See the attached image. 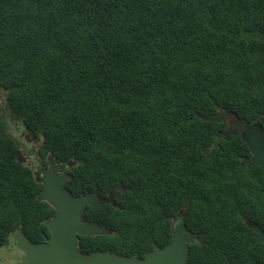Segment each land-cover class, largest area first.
<instances>
[{"label": "trees", "instance_id": "16d2710c", "mask_svg": "<svg viewBox=\"0 0 264 264\" xmlns=\"http://www.w3.org/2000/svg\"><path fill=\"white\" fill-rule=\"evenodd\" d=\"M14 121L74 164V196H111L83 211L109 234L80 236L82 255L142 259L183 211L203 241L188 263L264 264L241 219L264 211V173L239 132L264 129V0H0V249L54 215Z\"/></svg>", "mask_w": 264, "mask_h": 264}, {"label": "water", "instance_id": "95a60500", "mask_svg": "<svg viewBox=\"0 0 264 264\" xmlns=\"http://www.w3.org/2000/svg\"><path fill=\"white\" fill-rule=\"evenodd\" d=\"M249 155L242 158V164L257 166L264 173V129L258 122L247 123L241 132ZM18 158L20 154H17ZM16 161L21 164V160ZM48 167L34 172L35 181L43 186L37 193L39 201L46 202L54 210L53 217L44 221L49 235L41 242L32 243L20 231L10 236V246L16 254V264H189V245L199 240L198 235L188 231L184 225V213L178 212L171 223V239L164 247H154L142 259L137 255L116 256L106 251H96L84 256L78 249L80 236L109 234L94 223L86 222L83 211L87 206L94 207L108 203L111 196L99 197L98 193H81L74 196L64 183L68 179L65 170L72 167L67 163H56L48 156ZM63 174V175H60ZM255 232L254 243L264 245V233L258 226H251Z\"/></svg>", "mask_w": 264, "mask_h": 264}, {"label": "flooded vegetation", "instance_id": "af4514ba", "mask_svg": "<svg viewBox=\"0 0 264 264\" xmlns=\"http://www.w3.org/2000/svg\"><path fill=\"white\" fill-rule=\"evenodd\" d=\"M244 126L245 125L242 126L243 129H244ZM10 128H13L12 133H10V135L13 137V139L15 141V145L17 147L16 155L20 154L19 158H18V155H17V158L21 160V164H23L24 167L30 168V170L32 172H35L38 168H41L43 170L46 169L48 167V160L47 159H48L49 155L46 156L45 161H43L42 158L40 157V154H39V151H38L39 150L38 149L39 139L30 137L29 134H27L25 128L22 126L20 121H14L13 126L10 127ZM16 131L19 132L18 137L15 135ZM23 136H24V142H20V139L23 138ZM63 174H66V170L64 171ZM63 174H60V175H63ZM41 188L43 189L42 185H41ZM258 203H259V201H258ZM257 206H259V204H257ZM244 213H246V212H244ZM253 216H255V214H253ZM259 216H261L262 219H260ZM241 219H243L245 221V224H246L247 228L249 229V231L247 233L249 235H244L243 234V237H251L252 240H251L250 243L252 245L260 244L261 248L264 251V245L262 243H254L253 244L254 239H255V232H254L253 228L251 227L252 224L254 226H258L260 228V230L264 233V211L261 212L260 210H257L255 217H252V216L248 217V216H244L243 215L241 217ZM258 219L260 220L261 223L259 221H257ZM198 239L199 240L195 241L193 244L201 245L202 242H203L201 236L198 235ZM10 248H11V246H10ZM14 253H15V251H14ZM6 260L9 263V261H10L9 255L7 256ZM189 264H193V263H189ZM256 264H260V263L258 262Z\"/></svg>", "mask_w": 264, "mask_h": 264}, {"label": "rangeland", "instance_id": "374dc122", "mask_svg": "<svg viewBox=\"0 0 264 264\" xmlns=\"http://www.w3.org/2000/svg\"><path fill=\"white\" fill-rule=\"evenodd\" d=\"M12 130H13V128H9L7 130V132L12 133ZM242 130H243V127L242 126H241V128L239 127V132H242ZM15 135L18 137L19 132L16 131ZM20 142H24V136H23V138L20 139ZM0 253H2L4 255V257L0 256V264H16V261H15L16 254L10 248V239H9V242L7 244H5V247L3 249H0ZM8 255L10 257L9 263L7 261L8 259L6 260Z\"/></svg>", "mask_w": 264, "mask_h": 264}]
</instances>
